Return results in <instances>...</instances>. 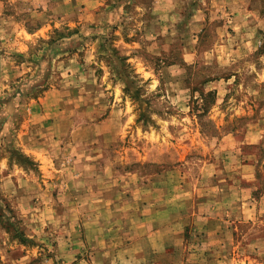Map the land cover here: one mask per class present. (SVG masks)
Wrapping results in <instances>:
<instances>
[{
	"label": "rangeland",
	"instance_id": "obj_1",
	"mask_svg": "<svg viewBox=\"0 0 264 264\" xmlns=\"http://www.w3.org/2000/svg\"><path fill=\"white\" fill-rule=\"evenodd\" d=\"M0 264H264V0H0Z\"/></svg>",
	"mask_w": 264,
	"mask_h": 264
}]
</instances>
